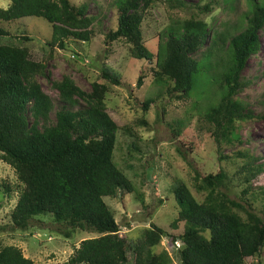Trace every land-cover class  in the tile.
Listing matches in <instances>:
<instances>
[{"label": "trees", "instance_id": "16d2710c", "mask_svg": "<svg viewBox=\"0 0 264 264\" xmlns=\"http://www.w3.org/2000/svg\"><path fill=\"white\" fill-rule=\"evenodd\" d=\"M159 1L171 8L192 9L187 18L159 33L157 50L147 46L142 31L147 11ZM117 0V24L106 39L129 45L130 56L153 63V80L178 99L197 96L210 104L199 114L211 127L221 150L242 143L241 123L254 117L250 103L239 95L248 82L243 72L248 59L261 48L264 0H245L246 10L224 30L210 27L202 14L218 4L234 11L238 0ZM88 5L71 0H10L0 8V21L41 17L52 27L51 55L68 39L89 42L95 18ZM15 37L0 28V38ZM24 40L28 37L22 36ZM50 79L47 61L38 60L27 45L0 43V160L16 175L17 201L11 211L13 227L28 230L32 221L50 215L57 224L96 236L84 239L62 264H174L168 250L156 251L167 238L180 264H261L264 253V188L252 182L264 173V159L239 151V190L227 183L224 171L202 175L195 171L192 186L177 179L172 187L179 211L170 231L151 223L137 242L120 235V226L106 197L132 193V181L115 161L119 127L107 112L109 84L120 78L101 71L92 89L85 91L70 76L51 81L58 104L37 78ZM139 76L137 85L142 83ZM208 92V96H207ZM153 100H146L143 111ZM54 113V119L51 114ZM198 113V108H197ZM264 116V115H263ZM145 123L144 120H142ZM173 133L181 134L180 127ZM131 133L130 127H125ZM131 149L137 146L131 144ZM10 196L9 183L1 185ZM142 200V198H141ZM261 201V208L255 202ZM0 264H37L14 245H0Z\"/></svg>", "mask_w": 264, "mask_h": 264}, {"label": "rangeland", "instance_id": "374dc122", "mask_svg": "<svg viewBox=\"0 0 264 264\" xmlns=\"http://www.w3.org/2000/svg\"><path fill=\"white\" fill-rule=\"evenodd\" d=\"M196 5L199 0H186ZM78 6L88 5L87 14L95 18L94 35L89 42L68 39L65 48H56L50 52L52 27L41 17H26L11 22L0 21V28L15 37L0 38V43L27 45L38 60L47 61L50 79L38 76L43 91L58 104V93L51 81L70 76L85 91L92 89V83L98 81L101 71L120 78L121 84H109L106 95L107 112L118 125L115 161L132 181V193L118 192L114 197L104 198L114 212L120 226V235L131 242H137L145 228L155 223L170 231L172 220L179 208L172 193L177 179L184 181L192 193L201 199L193 184L195 171L202 175L217 173L221 170L227 176V183L233 190H239L238 171L243 158L239 151L249 152L264 159V30L260 33L261 48L258 54L251 56L245 66L243 78L248 82L239 95L250 103L254 117L241 123L239 133L242 143L224 144L218 150L211 135V127L202 116L210 102H196L197 96L178 99L168 95L164 87L153 80V63L136 60L130 56L129 45L123 41L109 42L106 35L117 24V0H71ZM10 0H0V8H7ZM192 9L171 8L165 1H159L146 13L142 26L144 40L148 48L155 53L159 33L173 26L178 19L187 18ZM246 10L245 0H238L234 11L218 4L210 13L202 14L210 27L224 30L233 24L238 15ZM26 36L29 40H24ZM142 83L137 85L139 76ZM208 92H207V96ZM149 103L143 111L146 100ZM198 108V113H197ZM54 119V113L51 114ZM145 121V123L142 122ZM131 128V133L125 127ZM180 127L181 134L173 133ZM137 150L131 149V144ZM3 182L9 183L12 192L8 196L2 189ZM16 175L8 164L0 160V245L19 247L24 256L37 264H62L66 262L84 239L95 237L88 231L65 229L54 222L50 215L40 216L32 221L28 230L13 227L11 211L14 208L18 191ZM254 190L264 188V173L252 182ZM142 198V200H141ZM261 208V201L255 202ZM157 252L168 250L174 264H180L171 251L167 238L155 248ZM130 264L132 257L129 254ZM247 264H258L254 258H248ZM264 264V253L261 256Z\"/></svg>", "mask_w": 264, "mask_h": 264}]
</instances>
